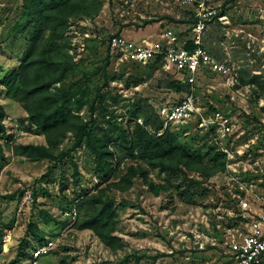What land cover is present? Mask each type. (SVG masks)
<instances>
[{
    "label": "rangeland",
    "instance_id": "rangeland-1",
    "mask_svg": "<svg viewBox=\"0 0 264 264\" xmlns=\"http://www.w3.org/2000/svg\"><path fill=\"white\" fill-rule=\"evenodd\" d=\"M101 1L102 9L96 17L70 20L65 38L74 67L60 86L84 82L86 90L78 116L90 122V130L99 138L104 129L115 140L114 146L108 145L110 150L114 148L117 159L110 164L113 172L107 184L117 182L129 166H134L145 169L148 181L164 184L168 191L154 196L141 178H135L125 192L110 188L108 195L114 200L117 214L115 235L124 246L116 251L106 248L90 230L76 227L78 218L70 223L60 217V211L69 208L76 196L95 194L107 186L97 187L102 174L89 150L81 144L55 162H30L16 156L17 146L45 145L46 140L28 122L22 103L7 98L0 86L6 129V135L0 136L4 157L0 159L2 264H231L219 249H193L190 237L192 231L206 230L205 218L210 227L217 220L234 222L228 212L235 207L232 196L238 190L237 183L224 172L198 186L179 173H161L146 162L131 159L121 149L124 142L119 130L108 122L131 130L134 125L130 113L137 100L146 99L156 110L178 102L184 95L166 87L175 77L160 65L138 64L123 54L110 56L108 38L122 35L134 42L157 41L167 29L182 44L190 37L192 13L178 0ZM22 2L0 0V78L18 65L30 38L41 33L33 30L35 21L21 10ZM216 4L220 5V16L225 18L208 26L204 46L217 60H227L238 68L239 85L227 87L221 76L201 70L194 94L205 109L218 110L232 118L234 131L224 143L234 152L239 180L248 190L264 195V22L260 13L264 0H217ZM81 41L83 51L75 49ZM240 79L251 82L243 86ZM97 94L102 95V102L96 99ZM76 107L71 105V110L76 112ZM173 132L182 143L192 150L201 149L203 154L215 146L212 135L193 123L179 125ZM73 142L67 133L55 154L66 152ZM46 173L47 178L41 180ZM191 177L200 180L195 174ZM40 211L54 220L44 223ZM30 224L44 241L55 242L54 249L35 263L31 253L38 243L28 234ZM7 236V250L2 252Z\"/></svg>",
    "mask_w": 264,
    "mask_h": 264
},
{
    "label": "trees",
    "instance_id": "trees-1",
    "mask_svg": "<svg viewBox=\"0 0 264 264\" xmlns=\"http://www.w3.org/2000/svg\"><path fill=\"white\" fill-rule=\"evenodd\" d=\"M102 5L101 0H48L47 2L23 0L21 10L35 21L33 30L41 33L30 38L18 65L0 78V86L5 89L6 97L22 103L28 122L46 140L45 145H19L14 149L15 155L30 162L44 160L55 162L83 144L93 157L96 169L102 174L97 187L107 184L113 172L109 167L113 161L116 162L117 156L114 148L110 150L108 145L114 146L115 140H112L108 130L104 129L99 138L90 130V122L78 116L77 111L83 106L85 83L78 81L67 87L60 84L74 67L73 56L69 54L68 41L65 38L70 20L94 18L101 11ZM185 48L187 50L193 48L190 41L186 43ZM151 63L161 66V59ZM250 82L240 79V85L243 86H247ZM166 87H172L177 92L188 91L187 86L180 85L176 81ZM96 99L102 102V95L97 94ZM93 103L89 104L91 114ZM75 104L76 112L71 110V105ZM130 114L132 119L130 121H133L134 125L131 130L108 121L111 127L119 130L124 142L121 149L129 158L146 162L161 173L173 175L179 173L190 183L198 186L225 172V156L217 151L216 146L210 147L203 154L201 149L192 150L186 143H182L173 131H164L157 136L156 133L161 130L162 124L156 110L146 99L134 102ZM4 118L5 111L0 105V136L6 135ZM137 119L142 120L143 126L135 122ZM207 132L212 135L211 130ZM67 133L74 138L73 145L66 152L56 155L55 152ZM3 158L0 148V159ZM73 168L77 173L75 164ZM47 173L40 177L41 180L47 178ZM191 174L197 175L200 180L191 177ZM135 178H141L154 196L168 191L164 184L148 181L145 169L129 166L117 182L107 184L95 194L86 192L78 195L72 201L77 200L76 227L79 230H90L111 251L120 250L124 245L121 238L115 235L117 214L114 200L108 195V190L114 188L120 192L128 191ZM40 216L44 223L54 220L44 211H40ZM27 231L38 245L44 242V237L32 224L28 226ZM22 245L21 243L19 247Z\"/></svg>",
    "mask_w": 264,
    "mask_h": 264
},
{
    "label": "built area",
    "instance_id": "built-area-1",
    "mask_svg": "<svg viewBox=\"0 0 264 264\" xmlns=\"http://www.w3.org/2000/svg\"><path fill=\"white\" fill-rule=\"evenodd\" d=\"M178 1L180 5L188 7L192 13L190 37L184 43L180 44L175 33L167 29L160 34L157 41L143 39L140 42H134L122 35H113L107 40L109 55L123 54L124 57L138 64H147L161 59L162 69L172 74L177 83L187 86L188 91L178 102L172 105H161L156 109V114L162 124L161 130L156 135L159 136L164 131H173L179 125L190 123L200 130H211L217 151L225 156V174L230 181L237 183L238 190L232 196L235 207L233 211L228 212V216L232 217L234 222L229 224L227 221L217 220L210 227L205 218L206 232L199 230L191 232L190 239L193 249L198 252L219 249L230 258L231 264H264V195L254 193L251 188L248 190L247 185L239 180V171L236 168L238 164H235L234 152L224 143L234 131L232 118L218 110L205 109L194 94V84L201 69L221 76L227 87L233 88L239 85L238 68L227 60H217L204 46L208 26L216 19L223 20L225 16H220V5L216 4L217 0ZM260 13L264 22V8H260ZM84 37L88 35L84 34ZM188 41L193 46L191 50L185 48ZM77 46L75 49L84 50L83 41ZM135 122L143 126L141 119ZM237 153L242 155V152ZM76 203L77 200L66 210L60 211L61 219L68 220L70 223L77 220ZM8 238V236L4 238L2 252L7 250ZM54 247L53 240L44 241L34 247L31 259L35 263ZM1 258L0 254V264L3 263Z\"/></svg>",
    "mask_w": 264,
    "mask_h": 264
}]
</instances>
